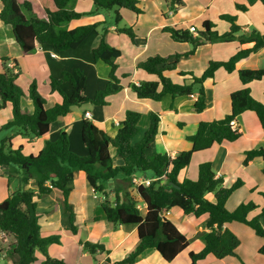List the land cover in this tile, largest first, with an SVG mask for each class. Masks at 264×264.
<instances>
[{
	"label": "trees",
	"instance_id": "1",
	"mask_svg": "<svg viewBox=\"0 0 264 264\" xmlns=\"http://www.w3.org/2000/svg\"><path fill=\"white\" fill-rule=\"evenodd\" d=\"M72 0H37L38 5L46 15L40 19L34 15L32 3L23 0H0V21L9 26L16 44L23 54L32 53L37 44L49 46L59 51L75 49L92 33L100 34L98 45L91 53L95 61H101L110 68L106 86L98 90L93 98L83 94L86 80L85 74L76 69L73 72H63L59 78L49 79L51 94L59 98V102L46 108V101L37 91L35 82L28 88V98L32 102L33 111L29 112L21 107L24 93L17 84L18 71L15 64L7 65L8 59L1 58L0 65V110L7 104L11 108V120L0 128L14 129L15 134L44 137L58 118L71 113L74 107L90 104L104 107L108 105L107 97L120 91L119 79L115 73L117 61L121 57L120 49L110 45L105 36L107 28L104 22L68 29L64 25L83 16L112 9L128 10L136 15L143 14L138 7V0H90L93 9L88 12L68 10ZM168 10L175 13L182 6V0H163ZM264 6V0H258ZM245 11L247 8L238 6ZM221 20L229 24L228 31L219 34L215 25L204 20L199 25L190 27L165 26L162 32L169 35L173 42L188 43L190 49L183 53L169 56L159 54L149 56L136 65L138 70L153 77L152 81L130 83L129 88L138 100L161 101L165 96H193V110L201 113L206 107L204 82L213 79L215 72L222 68L228 73L235 71V64L247 58L258 49H264V32L250 30L242 32L236 22V17L223 14ZM121 15L115 12V32L123 35L134 44L136 33L132 27L120 26ZM101 29V31H100ZM237 42L239 48L227 61H210L208 66L199 74L178 68L181 59L194 55L196 49L205 43ZM242 45H247L243 48ZM176 72L184 80L175 82L169 75ZM237 76L243 87L230 94V112L221 119L199 122L193 135L185 139L191 143V148L179 151L174 156L165 152L148 153L151 143L158 134L159 115L151 113L149 123L140 139L139 121L141 114L126 111L123 119L118 123L117 133L111 138L94 122L84 118L81 125V141L88 153L79 156L69 149V139L66 131H62L54 141L45 140L43 147L36 155H24L22 147L12 148L10 140L5 137L0 141V166L7 171L8 177L17 176L23 186L33 181L36 190L21 188L10 193L0 201V233L12 237L14 244L11 254L13 264H32L35 262V252L43 254L42 264H65L62 260L48 256L47 247L59 243L58 235L42 237L36 200L57 190L62 196V207L68 214L72 233H76L74 214L69 206L68 198L72 192L73 175L75 171H82L86 181L94 194L102 198L101 209L113 228L121 225H136L138 244L133 251L114 264H133L137 257L147 249L155 250L161 258L172 261L180 252L187 248L188 239L166 217L170 210H180L184 215L196 218L207 215L208 220L203 225L207 231L198 235L204 238V247L198 252L189 253V264H201L204 259L211 257L222 260L236 256L239 239L224 224L239 222L253 230L254 234L264 241V204L258 206L253 202H242L234 210L228 211L225 204L231 194L243 185L237 178L229 187L223 186L222 178L215 177L210 162L198 165L197 178H184L178 181V174L186 169L194 153L207 150L222 142H234L240 136L238 128H232L231 122L246 111L255 114L258 123L264 130V102L256 100L248 84L264 78V69L237 71ZM123 78L129 75H123ZM185 79L190 80L186 83ZM69 83L70 94L65 93L62 85ZM110 149H114L115 157L121 159L120 166H114ZM256 158L264 159V147L245 151L243 165ZM150 171L154 179L147 185H135L132 181L136 173ZM264 175V169L261 171ZM122 176L121 184L112 190L107 188L109 182H114ZM172 183L175 187L169 185ZM119 191L122 195L119 196ZM110 194H113L110 198ZM212 194L214 201L206 198ZM264 198V190L258 191ZM143 206V208H138ZM257 211V212H256ZM256 212L252 217L249 214ZM84 250L89 254L101 251L100 244L84 242ZM264 256V243L258 249Z\"/></svg>",
	"mask_w": 264,
	"mask_h": 264
},
{
	"label": "crops",
	"instance_id": "2",
	"mask_svg": "<svg viewBox=\"0 0 264 264\" xmlns=\"http://www.w3.org/2000/svg\"><path fill=\"white\" fill-rule=\"evenodd\" d=\"M18 1L21 3L23 0ZM27 1L32 3L35 16L40 19L46 18L37 0ZM182 3L183 6L172 13L166 8L163 0H138V7L143 10V14L131 17L130 24L133 25L136 33L134 44L128 41L125 36L117 34L114 25L107 26L106 41L122 52L117 61L115 73L119 79L120 91L108 96V105L104 107L90 104L74 107L70 114L58 118L51 124L44 137H32L30 141L34 145L30 144L29 150L22 143L23 136L15 134V130L11 129L8 137H12L10 140L12 148L21 146L23 154L36 155L43 147L45 140L54 141L62 131H66L69 149L79 156H86L88 151L80 137L82 120L87 118L94 122L109 137L113 138L117 133V124L129 110L141 114L138 124L139 134L135 140L141 138L148 126L150 114L157 113L159 115L158 134L148 149L149 154L165 152L174 156L179 151L189 150L191 143L185 137L195 133L199 122L221 119L230 112V94L243 87L238 79L237 71L264 69V49H258L247 58L239 60L235 64L234 72L228 73L220 68L215 72L213 79L204 82L206 107L201 113H196L193 110L197 94L174 98L167 95L159 102L136 99L129 84L153 80L152 76L136 68L137 63L156 54L169 56L189 50L188 43L173 42L167 33L162 32V28L165 26L190 27L192 24L197 26L202 21L208 20L215 25L219 34H223L228 31L229 24L221 20L220 16L227 14L236 17V22L242 32L250 30L264 32V6L258 0H182ZM238 6H244L247 9L243 11ZM67 8L76 12H88L93 9V5L90 0H72ZM148 11L151 12L152 22L143 23L142 17L145 18ZM101 13L97 12L89 17L83 16L64 26L74 29L86 24L101 22L103 21ZM99 41L100 34L95 32L75 49L59 51L37 44L32 53L23 54L14 40L10 27L0 21V65L2 57L8 59L7 65L15 64L18 71L16 82L24 93L21 98V107L29 112L33 111L32 102L27 95L32 82H35L38 93L45 99L46 108L59 102L58 96L50 93L49 79L59 78L63 72H73L76 69L81 70L86 76L83 94L88 98H93L98 90L106 86L110 72L107 65L101 61H95L92 56L91 51ZM241 47L245 48L247 45ZM237 48H239L237 42L205 43L196 49L194 55L181 59L178 62V68L199 74L210 61H227L236 53ZM123 75H129V77L123 78ZM169 75L177 83L184 80L176 72H171ZM185 82L190 83V80L185 79ZM248 87L256 100L264 102V78L251 82ZM62 88L65 93L70 94L69 83L63 84ZM1 111L6 112V115L3 114L6 121L9 122L11 120L10 106L7 104L0 110V113ZM4 123L3 116L0 115V128ZM234 123L241 134L236 141H224L219 145H213L207 150L194 153L191 158V161L195 160L197 163L196 170L200 163L210 162L215 177L222 178L225 187H229L237 178L241 177L235 178L239 171L248 173V180L242 176L240 179L243 181V185L228 198L225 204L228 211L234 210L237 205L242 203V201L233 203V200L239 198L240 192L247 193L248 188H250V192L262 199V202L256 205L264 204V198L258 194V191L264 190V175L261 173L264 169V159L256 158L249 161L247 165H243L245 151L264 147V130L261 129L255 114L251 111L238 115ZM110 153L113 157V165L120 166L122 161L115 157L114 149H110ZM187 168L184 170H188ZM252 172L256 174L258 181L251 178L250 173ZM185 174L184 177L187 178V173ZM134 177L148 181L154 179L153 176L148 178L146 173L143 175L136 173ZM121 178L122 176H119L116 181L109 182L107 188L112 190L114 186L125 185L120 181ZM196 178L195 174L190 179ZM248 181L251 186L247 187ZM73 185L74 188L69 195L68 203L74 214L76 233L69 230L68 214L63 210L62 196L59 191L52 190L49 195L36 200L41 236L58 235L60 237L59 243L50 244L47 247L48 256L62 260L65 264H114L120 261L138 244L136 225L112 227L101 209L102 198L96 197L86 181L84 172H74ZM21 188L36 190L33 181L23 186L19 177H8L6 169L0 166V201ZM112 195L110 194V198ZM121 195L122 192L119 191V196ZM206 198L214 201L212 194H207ZM256 212L250 213L249 217L254 216ZM166 217L188 239L187 248L170 262L164 261L155 250L147 249L137 257L133 264H189V253L198 252L204 247V238L198 234L201 231H207L203 227L208 220L207 215L196 218L192 215H184L180 210H170ZM224 228L230 230L239 239L236 256L226 257L222 260L207 257L201 264H264V256L258 253V249L264 241L256 236L253 230L239 222L226 223ZM84 242L100 244L103 249L89 254L83 248L82 243ZM13 244L12 237L5 234L0 237V264H13L14 256L11 254ZM34 256L36 260L32 264H42L43 254L36 251Z\"/></svg>",
	"mask_w": 264,
	"mask_h": 264
},
{
	"label": "rangeland",
	"instance_id": "3",
	"mask_svg": "<svg viewBox=\"0 0 264 264\" xmlns=\"http://www.w3.org/2000/svg\"><path fill=\"white\" fill-rule=\"evenodd\" d=\"M167 8V7H166ZM168 9V8H167ZM118 10V12L120 13V15H121V18H122V20H121V23L119 24L120 26H128V27H132L133 29H134V27H133V25L132 24H130L131 22H132V18L131 17H135L136 16V14H134V13H132V12H130V11H128V10H124V9H112V10H104V11H101L102 13V18H101V20H103V22H104V24H103V26L102 27H104V28H106L107 26H110V25H114L115 24V12ZM124 15H128L127 17L125 16L124 17ZM142 16V15H141ZM89 17V16H88ZM137 17V16H136ZM151 17V12L150 11H148V15L145 17V18H143L142 17V22L143 23H149V22H152V18H150ZM87 25V24H86ZM100 31H101V29H100ZM128 39V38H127ZM128 41H130L129 39H128ZM190 46V45H189ZM190 49V48H189ZM3 113H5V115H6V112H4V111H1V113H0V115H1V117L3 116V121L5 122L4 124H3V126L4 125H6L7 124V121H6V117H4V114ZM10 132H11V129H4V130H1L0 131V141L3 139V138H5V137H8L9 136V134H10ZM32 137L31 136H23L22 137V143L24 144V146L26 147V148H28V150L30 149V146L32 145V143H31V141H30V139H31ZM30 142V143H27V142ZM31 144V145H30ZM34 145V144H33ZM32 145V146H33ZM29 154V153H28ZM25 155V154H24ZM244 157H245V153H244ZM196 166H197V163H196V161L195 160H193V161H191V163L189 164V166H188V170H184L183 172H180L179 174H178V176H177V179H178V181L179 182H181L185 177V173H187V178L188 179H190V178H193L194 176H195V174L197 175V170H196ZM196 172V173H195ZM146 174H147V177L149 178V177H152L153 176V174L150 172V171H147L146 172ZM248 174V173H247ZM247 174H245V173H243L242 171L240 172H238V174H236V177L235 178H237V177H242V176H244V177H246V180H248V178H247ZM141 175H143V173H141ZM250 176H251V178L252 179H256V181H258V179L256 178V174L254 173V172H252V173H250ZM190 177V178H189ZM240 177V178H241ZM190 180H192V179H190ZM195 180V179H194ZM235 180V179H234ZM249 182V181H248ZM246 186L248 187V186H251V183L249 182V183H246ZM254 186V185H253ZM259 186V185H258ZM250 190V188H248V191H247V193L245 192H240V196H239V198H235L234 200H233V203H235V202H240V201H242V202H253V203H255V204H260L261 202H262V199L258 196V195H256V194H253V192H250L249 191ZM249 192V193H248ZM96 195V197H98V198H100L101 196L99 195V194H95ZM260 206H262V204L260 205Z\"/></svg>",
	"mask_w": 264,
	"mask_h": 264
},
{
	"label": "built area",
	"instance_id": "4",
	"mask_svg": "<svg viewBox=\"0 0 264 264\" xmlns=\"http://www.w3.org/2000/svg\"><path fill=\"white\" fill-rule=\"evenodd\" d=\"M190 31L194 33V30H193L192 27H190ZM8 66H9V67H12V64L10 63ZM231 125H232V128H236V125H235L234 121L231 122ZM117 126H118V124H117ZM132 181H133V183H134L135 185H140V184L147 185V184L150 182V181L145 180V179H143V178L139 179V178H135V177H133ZM142 207H143V206H138V208H142ZM2 235H3V233H0V237H1Z\"/></svg>",
	"mask_w": 264,
	"mask_h": 264
},
{
	"label": "water",
	"instance_id": "5",
	"mask_svg": "<svg viewBox=\"0 0 264 264\" xmlns=\"http://www.w3.org/2000/svg\"><path fill=\"white\" fill-rule=\"evenodd\" d=\"M169 185L172 186V187H175V185H173L172 183H169Z\"/></svg>",
	"mask_w": 264,
	"mask_h": 264
}]
</instances>
